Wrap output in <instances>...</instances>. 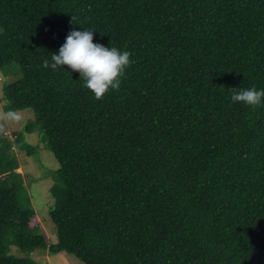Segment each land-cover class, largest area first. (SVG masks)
Returning a JSON list of instances; mask_svg holds the SVG:
<instances>
[{
	"label": "trees",
	"instance_id": "1",
	"mask_svg": "<svg viewBox=\"0 0 264 264\" xmlns=\"http://www.w3.org/2000/svg\"><path fill=\"white\" fill-rule=\"evenodd\" d=\"M73 28L131 53L102 99L43 67ZM0 73L5 114H35L0 124V264H264V104L230 100L264 88V0H0ZM35 132L56 243L20 172Z\"/></svg>",
	"mask_w": 264,
	"mask_h": 264
},
{
	"label": "clouds",
	"instance_id": "2",
	"mask_svg": "<svg viewBox=\"0 0 264 264\" xmlns=\"http://www.w3.org/2000/svg\"><path fill=\"white\" fill-rule=\"evenodd\" d=\"M95 32L86 28L71 29L58 51L43 61V67L79 73L83 87L94 98L102 99L109 90L119 87L121 77L131 63V53L116 46L94 42ZM64 66H68V70ZM230 100L250 108L261 106L264 104V88H232Z\"/></svg>",
	"mask_w": 264,
	"mask_h": 264
},
{
	"label": "rangeland",
	"instance_id": "3",
	"mask_svg": "<svg viewBox=\"0 0 264 264\" xmlns=\"http://www.w3.org/2000/svg\"><path fill=\"white\" fill-rule=\"evenodd\" d=\"M17 78L8 77L7 79L0 73V124L2 130L6 135L15 139L13 132L24 130L29 121L35 118V114L31 110H24L16 112L12 115L5 114L4 112V93L3 84L5 81H14ZM27 141L38 146L37 155H27L26 153L19 152V160L21 163L20 172L23 173L26 185L29 188V193L32 197V203L37 213V219L41 222L43 233L49 242H57L56 226L50 218V210L54 205V198L51 194V187L53 181L48 177L50 171L58 168V163L53 154L47 150L41 142L37 132L26 133ZM18 255H22L16 251ZM34 259L38 264H83L77 258L61 253L56 255H49L47 253L34 254Z\"/></svg>",
	"mask_w": 264,
	"mask_h": 264
}]
</instances>
